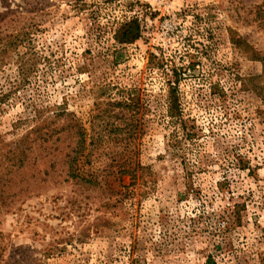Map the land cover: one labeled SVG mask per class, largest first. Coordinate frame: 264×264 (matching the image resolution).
<instances>
[{
	"label": "rangeland",
	"instance_id": "obj_1",
	"mask_svg": "<svg viewBox=\"0 0 264 264\" xmlns=\"http://www.w3.org/2000/svg\"><path fill=\"white\" fill-rule=\"evenodd\" d=\"M0 264H264V0H0Z\"/></svg>",
	"mask_w": 264,
	"mask_h": 264
},
{
	"label": "trees",
	"instance_id": "obj_2",
	"mask_svg": "<svg viewBox=\"0 0 264 264\" xmlns=\"http://www.w3.org/2000/svg\"><path fill=\"white\" fill-rule=\"evenodd\" d=\"M120 30H121V32H119V34L121 35V37L119 38V40H121V43H131V42L137 40L139 37V34H140V27L138 25V22H136V21H131L129 23H125L121 27ZM71 171L74 174L76 172V170L72 167H71ZM82 180H84V179H82Z\"/></svg>",
	"mask_w": 264,
	"mask_h": 264
}]
</instances>
